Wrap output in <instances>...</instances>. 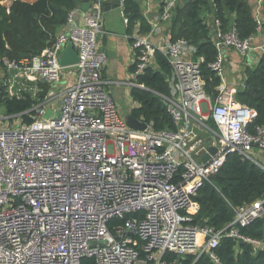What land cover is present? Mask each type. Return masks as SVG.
I'll return each mask as SVG.
<instances>
[{"label": "built area", "instance_id": "1", "mask_svg": "<svg viewBox=\"0 0 264 264\" xmlns=\"http://www.w3.org/2000/svg\"><path fill=\"white\" fill-rule=\"evenodd\" d=\"M75 1L67 31L40 55L2 60L10 97L17 87L29 88L28 82H36L31 90L39 96L38 83L53 88L65 70L74 69L75 82L59 94L51 89L34 108L31 124L0 127V264H80L85 257L97 264H183L180 259L203 254L220 264L215 250L224 237L264 249L263 241L239 232L264 217V200L239 207L223 229L192 223L200 209L193 196L231 154L264 168L255 158L256 150L264 153V125L250 130L257 113L236 100L224 54L230 49L246 56L254 50V38L263 30L260 8L250 38L242 39L235 24L225 29L217 18L208 24L218 51L209 65L220 79L215 97L207 91L197 47L185 38L172 41L164 32L182 0H161L159 12L146 20L148 31L136 23L128 35L136 50L130 85L146 89L137 77L158 68L162 54L171 69L169 95L156 94L175 126L155 131L146 123L141 131L127 125L102 78L108 63L98 39L104 0ZM126 1L120 0L123 10ZM140 1L149 7L152 0ZM84 4L89 5L84 23L77 24L74 16ZM124 22L129 26L125 14ZM68 44L79 62L64 68L60 58ZM256 49L264 52V43ZM51 97L60 99L57 111L45 104ZM210 148L216 154L200 162ZM114 219L123 224L112 225ZM167 254L178 260L168 263Z\"/></svg>", "mask_w": 264, "mask_h": 264}, {"label": "trees", "instance_id": "2", "mask_svg": "<svg viewBox=\"0 0 264 264\" xmlns=\"http://www.w3.org/2000/svg\"><path fill=\"white\" fill-rule=\"evenodd\" d=\"M0 0V70L4 69L3 58L21 60L40 55L57 39L56 31L67 23L69 13L76 7L75 0H36L33 3L15 0L9 8ZM213 10V11H212ZM212 11L214 18L220 19L223 28L235 24L242 39L250 38L256 33L257 23L247 0H189L184 6H178L172 21V41L179 38L189 40L197 47V57L204 58L201 70L208 82L207 91L214 92L220 79L211 71L209 65L214 62L218 51L212 41V29L206 22L204 14ZM124 14L128 17L129 30H134L136 23L141 24L142 31L149 26L143 18L139 2L127 0ZM234 20L231 22V17ZM264 30V23L262 26ZM158 68L151 67L137 77V82L146 89L132 88L131 97L138 107L131 110L132 116L152 125L155 131L175 129L172 118L167 112L161 98L156 94L169 95L167 77L170 65L162 55H157ZM135 70V65L132 72ZM244 87L235 96L242 103L257 113L251 126L264 125V53L257 65L247 68ZM0 105L8 116H21L22 124H31L38 104L28 92L10 97L4 82L0 81ZM41 86V84H40ZM43 91L38 96L41 102L48 94ZM212 124V123H211ZM214 127V123L211 125ZM200 210L193 217V224L210 226L215 229L226 228L236 216V210L244 205L264 199V170L255 162L243 159L238 154H231L220 173L205 183L193 196ZM264 207V205H263ZM131 216V215H130ZM129 216V217H130ZM123 224L114 219L112 225ZM241 235L264 242V221L256 219L250 225L240 227ZM220 264H264V249H256L251 243L224 237L215 250ZM166 260L171 263L178 260L174 254H167ZM183 264H215L206 254L199 258L186 256L180 259ZM80 264H97L94 258H83Z\"/></svg>", "mask_w": 264, "mask_h": 264}, {"label": "crops", "instance_id": "3", "mask_svg": "<svg viewBox=\"0 0 264 264\" xmlns=\"http://www.w3.org/2000/svg\"><path fill=\"white\" fill-rule=\"evenodd\" d=\"M15 0H2L1 3L9 8L11 4ZM23 2L27 3H33L36 0H21ZM139 2L140 10L143 18L145 20L150 19L153 17L156 13L159 12V6L161 3V0H152L149 2V7L145 5L143 1L136 0ZM189 0H182L179 6H184ZM249 5L251 6L253 15L257 16V10L260 8V17L262 18L264 14V0H247ZM116 4H120V0H104V15H103V32L99 36V44L101 49L107 54L108 56V63L102 73V78L105 82H107V88L109 92L111 93L114 101L116 102V105L119 106L121 104V101H126V98H129V102L131 103L130 106V112L131 109L138 107V103H136L132 97H131V91L133 86L130 85L134 81V77L132 74V68L135 64L136 59V50L132 46V42L129 39V27L124 22V10L123 8H116L111 9L109 11H106L105 9L107 7L114 6ZM84 10V9H83ZM213 11V10H212ZM206 12L204 14V17L206 19L207 23H210L214 20V14L213 12ZM85 12H79L76 13L74 16L75 23L77 24H83L84 18H85ZM147 14V16H145ZM263 19V18H262ZM234 20L233 16L231 17V22ZM147 24V22H146ZM67 23L59 27L56 31V36H58L60 33H63L67 31ZM165 34L172 37V23L171 24H165L163 26ZM145 32V31H144ZM261 34L256 35L254 38V45H257V47L262 43V39L260 38ZM257 43V44H256ZM224 54L226 55L227 60V79L229 82V85L234 90H239L241 87L239 85V82L235 80V78H238V75H235L239 70H245L244 63L247 61L246 66L255 65L256 58L258 56V53L252 52L249 53L247 58L246 56H242L235 52L234 50L225 49ZM245 60V61H244ZM4 70V69H3ZM230 70V71H229ZM74 69L71 70H65L63 72V76L61 81L53 88H49L43 81H40L38 85L43 89L44 85L48 92L55 91L57 94L64 92L68 87L72 86L75 82V74ZM235 76V78L233 77ZM32 85H36V82H29ZM244 83V82H243ZM58 86V87H57ZM237 94V92H236ZM48 96V94H47ZM47 96L45 100L47 99ZM58 101L60 104V99L58 97H51L47 100L49 101ZM128 104V103H127ZM255 158L262 164H264V153L256 150L255 152Z\"/></svg>", "mask_w": 264, "mask_h": 264}, {"label": "rangeland", "instance_id": "4", "mask_svg": "<svg viewBox=\"0 0 264 264\" xmlns=\"http://www.w3.org/2000/svg\"><path fill=\"white\" fill-rule=\"evenodd\" d=\"M262 18H263V20H264V14H263V16H262ZM262 40H264V30H262V32H261V37H260ZM263 43H264V41H262V43L259 45V47L261 46V45H263ZM257 44V43H256ZM258 45V44H257ZM257 45H254L253 47H254V50L253 51H251L250 53H252V52H257L258 53V56H257V58H256V63H258V61L260 60V58L262 57V55H263V53L264 52H262V51H260V50H257L256 49V47H257ZM249 56V55H248ZM248 56H246L245 57V59L248 57ZM245 61V60H244ZM245 63H247V61H245ZM243 64L244 65V68L245 69H247V68H253L254 66H256L257 64H255V65H250V66H246V64ZM230 71V70H229ZM246 71H248V70H239L235 75H238V78L239 79H237V78H235V76H233L234 78H235V80L236 81H238L239 82V85H240V87L243 85V82H244V77H245V74H246ZM5 76H6V70H0V81H4L5 80ZM28 87L29 88H23V87H17V89H15V91H14V93L16 94V95H18V94H21V93H23V92H28L30 95H31V97L33 98V99H35V101H38L39 103L38 104H43L44 102H41L40 100H39V98H38V95H34V91H32L31 90V88H33L35 85H32L31 83H29L28 82ZM48 86V85H47ZM58 87V86H57ZM49 88H50V86H49ZM0 90H1V85H0ZM15 95V96H16ZM126 101H127V103L125 102V101H121V104L119 105V106H117V109H118V111H119V113H120V115H122V116H124V117H126L127 115H128V113L130 112V102H129V98L127 97L126 98ZM45 104L49 107V108H51V109H53L54 111H57L58 110V108H59V102L58 101H56V100H54L53 102L52 101H49V102H45ZM115 104H116V102H115ZM37 106H39V105H37ZM136 108V107H135ZM133 109V108H132ZM131 109V110H132ZM20 123H22V119H21V116H8L7 115V112H6V110H5V108L4 107H2L1 105H0V127H9V128H13V127H17L18 125H20ZM258 161V160H257ZM259 162V161H258ZM260 163V162H259ZM261 165H263L264 166V164H262V163H260ZM262 168V167H261ZM263 170H264V168H262ZM262 200H264V199H262ZM259 201V200H258ZM200 210V209H199ZM197 214V213H196ZM195 214V215H196ZM197 258H199L198 256H196Z\"/></svg>", "mask_w": 264, "mask_h": 264}, {"label": "water", "instance_id": "5", "mask_svg": "<svg viewBox=\"0 0 264 264\" xmlns=\"http://www.w3.org/2000/svg\"><path fill=\"white\" fill-rule=\"evenodd\" d=\"M121 5L120 4H116L114 6H111V7H107L105 10L106 11H109L111 9H116V8H120ZM89 8V5L88 4H84L83 5V9L84 10H87ZM79 62V58H78V55H77V52L75 51V49L73 48V45L72 44H68L62 55H61V58H60V64L62 67L64 68H67V67H73V66H76ZM126 122H127V125L134 129V130H141V131H144L147 129V124L146 123H143V122H140L139 120L135 119L132 114H128L126 117ZM216 149L215 148H210L209 149V153H203L200 155L199 157V161L202 162V163H206L210 160L211 156L212 155H215L216 154ZM262 221H264V217L261 219ZM243 243V240H239V244Z\"/></svg>", "mask_w": 264, "mask_h": 264}, {"label": "bare ground", "instance_id": "6", "mask_svg": "<svg viewBox=\"0 0 264 264\" xmlns=\"http://www.w3.org/2000/svg\"><path fill=\"white\" fill-rule=\"evenodd\" d=\"M255 19H256V18H255ZM255 34H256V33H255ZM255 34H254V35H255ZM263 41H264V40H263ZM248 54H249V53H248ZM248 54H247V55H248ZM247 55H246V56H247ZM3 82H4V81H3ZM243 87H244V83H243V85L241 86V88H243ZM262 218H263V217H262ZM262 218H261V219H262ZM241 240H242V239H241ZM238 241H239V240H238ZM258 241H259V240H258ZM243 242H244V241H243Z\"/></svg>", "mask_w": 264, "mask_h": 264}]
</instances>
